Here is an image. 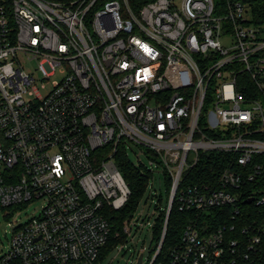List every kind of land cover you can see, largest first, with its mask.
I'll return each mask as SVG.
<instances>
[{"label": "built area", "instance_id": "obj_1", "mask_svg": "<svg viewBox=\"0 0 264 264\" xmlns=\"http://www.w3.org/2000/svg\"><path fill=\"white\" fill-rule=\"evenodd\" d=\"M252 2L0 0V207L9 216L43 202L37 217L10 224L0 264H110L143 232L136 212L114 233L108 220L131 194L116 163L130 151L154 204L131 264L257 261L264 29L251 20ZM213 154L218 176L187 183ZM174 202L197 215L164 254ZM213 209L223 215H201ZM207 216L222 223L201 224Z\"/></svg>", "mask_w": 264, "mask_h": 264}, {"label": "trees", "instance_id": "obj_2", "mask_svg": "<svg viewBox=\"0 0 264 264\" xmlns=\"http://www.w3.org/2000/svg\"><path fill=\"white\" fill-rule=\"evenodd\" d=\"M251 7V20L253 24L261 26L264 29V0H253L250 4ZM214 155V156H213ZM212 155L211 160L206 162H201L198 167L192 170V173L195 176L190 177L188 180L187 178L185 181L187 183L192 181H199L201 176H211L216 177L219 174L221 169L219 163L217 162V158H215V154ZM219 156V155H218ZM117 166L128 184L131 194L128 199L126 205L119 211H111L110 215L108 216V220L110 225L112 226L113 233L119 231L121 222L126 218L132 216L137 208L139 207L140 203L143 201L146 191L147 185L149 181V177L142 173L139 169H137L132 163L128 160V158L118 157L116 158ZM170 191L169 185L166 187V196ZM244 207H247L246 203L242 202ZM159 206H166V202H160ZM229 211V212H228ZM228 213H231V209L227 210ZM223 212L219 209H213L209 212V214H201V215H223ZM246 216L248 217V212H246ZM195 214L192 211L181 212L179 211L176 203L174 202L169 218H168V225L166 231V237L163 245L162 252L167 254L170 248L174 246L182 233L184 227L191 222L194 218ZM166 218V212L161 211L158 218L156 219V224L154 227V237L159 239L162 232L163 223ZM218 216H207L203 222L200 221L201 224L206 225V223L213 222L216 225L221 224L222 222H218ZM245 219V218H244ZM247 220V219H246ZM246 220L243 222L248 223ZM116 242L109 239L107 245L103 248L101 253V258H104L108 253L111 252V249L115 245ZM253 264H264V253L260 254L257 261L253 262Z\"/></svg>", "mask_w": 264, "mask_h": 264}, {"label": "rangeland", "instance_id": "obj_3", "mask_svg": "<svg viewBox=\"0 0 264 264\" xmlns=\"http://www.w3.org/2000/svg\"><path fill=\"white\" fill-rule=\"evenodd\" d=\"M129 160L134 165L138 163V160L132 153V151L129 152ZM142 162L145 165L148 164V162L144 158H142ZM158 187H160L162 196L164 197V195L166 194L164 185L162 183L160 184V186H158V184H155V188L158 189ZM42 203V201L37 200L17 211L15 208H10L8 209V211L10 212L9 216H5V210L0 207V257L7 251L9 247V241L12 234V227L10 224L12 223L15 226L24 225L31 218L37 217ZM153 205V203L151 204L150 201L146 200V197L143 199L141 207L138 209V211H136L134 215L135 220L144 219L142 226L143 232L141 233V235H135L131 243L123 247L121 251L119 250L120 254L117 257H114L110 264H131L132 253L142 246L143 240L149 230V225L145 223V218L148 217L150 223H152L153 221V216L151 215L153 211ZM144 244H147V240ZM101 264H107V261H105L104 259Z\"/></svg>", "mask_w": 264, "mask_h": 264}]
</instances>
